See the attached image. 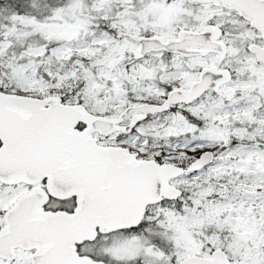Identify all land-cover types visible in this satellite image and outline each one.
Wrapping results in <instances>:
<instances>
[{
    "label": "snow or ice",
    "instance_id": "6c2138e0",
    "mask_svg": "<svg viewBox=\"0 0 264 264\" xmlns=\"http://www.w3.org/2000/svg\"><path fill=\"white\" fill-rule=\"evenodd\" d=\"M0 264H264V0H0Z\"/></svg>",
    "mask_w": 264,
    "mask_h": 264
}]
</instances>
